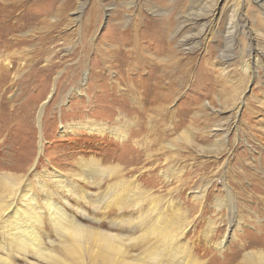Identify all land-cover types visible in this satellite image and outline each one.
Returning <instances> with one entry per match:
<instances>
[{
  "label": "rangeland",
  "instance_id": "1",
  "mask_svg": "<svg viewBox=\"0 0 264 264\" xmlns=\"http://www.w3.org/2000/svg\"><path fill=\"white\" fill-rule=\"evenodd\" d=\"M0 30V66L8 68L0 75L1 173L32 165L38 171L74 169L73 157L80 155L102 165L129 163L135 137L119 144L61 128L88 119L116 126L119 118L133 121L136 132L141 126L132 116L129 88L142 82L151 90L147 106L155 90L173 95L168 107L185 120L166 134L174 151L161 152L179 156L177 176L187 186L175 196L177 203H185L193 217L218 220L224 234L228 214L210 206L226 181L241 198L239 207L260 221L242 211L244 235L257 237L264 226V0H0ZM227 126L230 151L215 159V137L206 134L216 136ZM191 140L200 147H188ZM253 156L257 163L249 167ZM143 163L141 157L132 167ZM204 180L210 194L203 207H192L189 192ZM172 182L169 189L179 184Z\"/></svg>",
  "mask_w": 264,
  "mask_h": 264
},
{
  "label": "bare ground",
  "instance_id": "2",
  "mask_svg": "<svg viewBox=\"0 0 264 264\" xmlns=\"http://www.w3.org/2000/svg\"><path fill=\"white\" fill-rule=\"evenodd\" d=\"M2 39L0 30V43ZM247 68L249 65L244 71ZM7 72V67L0 66V75L6 76ZM137 86L129 88L135 107L132 116L141 126L137 133H131L133 121L119 118L116 126L92 119L61 126L63 132L84 130L92 137L108 136L119 144L135 137L129 163L102 165L99 159L80 155L73 157L74 169L59 171L50 166L51 169L38 171L32 165L26 171L10 167V171L0 172V264H264V226L256 238L244 235L245 220L240 215L244 208L239 207L238 201L241 198L226 181L222 184L224 193L215 195L210 206L216 213L227 212L224 234H220L218 220L193 217L185 203H177L175 196L187 186L177 176L182 169L177 165L179 156L174 159L161 152L174 151L166 143V134L181 127L185 120H178L177 110L168 107L173 95L155 90V99L147 106L145 97L151 90H145L142 82ZM241 104L235 102V109ZM41 116L40 110L38 121ZM235 124L232 131L238 133L241 130ZM227 127L219 128L221 132L216 136L210 134L212 131L206 134L207 138H216L210 144V154L215 159L230 151L227 148L231 127ZM39 140L41 149V136ZM188 147L196 149L200 145L191 140ZM141 157L143 165L132 167ZM251 159L249 167L257 163V158ZM172 180L179 184L169 189ZM208 184L204 180L190 190L189 197L195 203L192 207H203L210 194ZM245 214L259 224L254 211L247 209ZM201 224L202 232L192 231ZM191 231L194 233L189 236ZM230 236L238 239L231 244Z\"/></svg>",
  "mask_w": 264,
  "mask_h": 264
}]
</instances>
